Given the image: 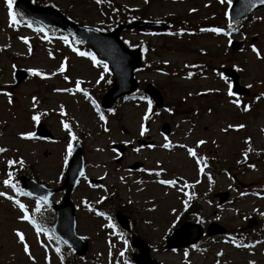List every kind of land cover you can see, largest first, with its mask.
Returning a JSON list of instances; mask_svg holds the SVG:
<instances>
[{
  "label": "rangeland",
  "instance_id": "1",
  "mask_svg": "<svg viewBox=\"0 0 264 264\" xmlns=\"http://www.w3.org/2000/svg\"><path fill=\"white\" fill-rule=\"evenodd\" d=\"M33 1L65 9L75 22L104 31L112 30L116 20H124L123 12L130 13V7L136 9L132 17L178 22L185 18L206 31L186 35L179 31L166 35L122 31L127 46L147 49L143 55L146 66L135 71L139 89L134 95H140L151 82L161 91L165 107L156 109L152 102L149 108V100L133 95L120 98L111 111H101L92 101L97 102V95L103 96L111 85L109 66L105 71L106 63L78 40H69L71 47L61 31L50 34L44 28L38 31L41 27L30 22H11L7 2L0 0V148L6 149L0 153V192L14 197L0 196V264H62L57 244L46 232H37L29 221L19 219L23 213L15 200L34 212L36 199L5 186L3 181L9 172H22L50 187L60 186L67 166L65 157H69L70 137L64 123L82 141L87 176L104 179L98 186L83 178L72 194L76 231L90 242L87 256L76 257L77 264H135L132 256L138 251L131 244L132 234L150 244L151 256L162 264H264V8L236 32H229L224 29L229 0H113L117 7L112 13H102L97 0ZM217 25L225 26L224 31L212 32ZM231 38L243 39L245 49L231 51ZM253 45L259 58L252 51ZM79 52L91 53L101 63L94 64L91 56ZM62 63L64 73L58 71ZM20 67L44 75L31 72L27 80L13 87L14 71ZM225 68L239 72L240 82L250 90L247 96L233 93L232 82L223 74ZM33 115L39 119L33 121ZM41 122L55 139L36 135ZM164 122L172 127L168 135L161 132ZM141 125L146 129L143 134ZM27 132L35 137L21 135ZM147 138L153 145L138 142ZM201 140L205 143L198 144ZM114 142L132 144L120 162ZM166 142L168 148L163 147ZM188 148L196 155L190 156ZM9 159L14 161L12 165L7 164ZM136 162L142 165L131 168ZM162 180L173 183L162 184ZM220 191L229 192L224 203L216 196ZM108 196V216L97 215L87 206L91 202L100 207ZM61 197L58 193L53 198L58 202ZM190 203L197 213H187L185 218L202 224L203 237L195 247L167 249L171 230ZM119 210L131 220V230L122 232L115 223ZM47 220L53 223L54 217ZM211 222L224 227L226 234L208 233ZM241 229L244 238L239 246L229 234ZM16 231L25 237L28 253Z\"/></svg>",
  "mask_w": 264,
  "mask_h": 264
},
{
  "label": "water",
  "instance_id": "2",
  "mask_svg": "<svg viewBox=\"0 0 264 264\" xmlns=\"http://www.w3.org/2000/svg\"><path fill=\"white\" fill-rule=\"evenodd\" d=\"M17 6L24 13L38 19L47 26L63 28L83 38L94 48L95 51L111 64L113 72L115 73V81L112 88L102 100L104 107H110L119 96L131 93L137 88V81L134 78V70L142 65L141 51L140 48L129 49L124 45L119 37L121 30L125 28L143 30H160L167 28L166 25L159 23L133 22L122 24L112 32L102 33L93 28L83 27L73 23L51 7L35 6L31 3V0H18ZM263 6L264 4H254V0H234L230 12L231 18L237 21L251 15L254 11ZM231 43L234 49H238L242 45V41L234 40ZM225 73L227 76L234 79L236 92L244 95L248 94V89L239 84V75L235 70L227 69L225 70ZM26 77V71L23 69H17L15 72V78L17 81L15 86L21 83ZM146 91L152 95L159 107L163 106L164 98L156 87L148 84ZM162 131L165 133L170 132V126L168 123L163 125ZM37 133L43 137H52V133L48 130L45 124L39 125ZM114 146L121 153L125 151V146L122 144H114ZM138 165L139 164H136L134 167H137ZM84 167V154L81 143L79 142L75 145L73 150L72 158L66 172V180L59 188L51 189L34 179L23 178L25 188L31 193L38 197H47V203H49L57 212V221L53 227L54 230L68 244L73 246L81 256L86 254L88 250V242L84 238L78 236L75 232L76 215L70 195L81 177V172H84ZM90 182H100V180L91 179ZM57 191H65V196L61 204H56L51 200V195ZM219 196L221 197V202H223L228 197V193H220ZM117 216L120 223L127 226V220L122 213H118ZM209 230L211 233L225 231L223 228L217 227L214 224L211 225ZM201 236V226L199 224L187 222L174 231L167 242V246H186L195 243ZM133 243L140 250V254L134 256L136 262L139 264H159L151 259L149 246L144 243L142 239L134 237Z\"/></svg>",
  "mask_w": 264,
  "mask_h": 264
},
{
  "label": "snow or ice",
  "instance_id": "3",
  "mask_svg": "<svg viewBox=\"0 0 264 264\" xmlns=\"http://www.w3.org/2000/svg\"><path fill=\"white\" fill-rule=\"evenodd\" d=\"M6 2H7V13H8V17H9L10 21L13 22V23H19L20 21H19V19H18V15H17V14L14 12V10H13V0H6ZM99 2H100V0H97V3H99ZM146 2H147V0H146ZM221 2H223V0H221ZM230 2H231V0H229V3H230ZM255 3L264 4V0H254V4H255ZM253 6H254V5H253ZM28 27H32V25H31V24H28ZM37 30H38V31H43L42 28H39V29H37ZM202 31H203V29H202ZM211 31H212V32H215V33H220V32H223L224 29H222V28H212ZM46 38H47V37H45V39H46ZM23 39H24L25 43H27V38L25 37V38H23ZM65 40H66V38H65ZM66 42H67V40H66ZM73 50H74V51H78L77 49H73ZM252 51H253V53H255V54L257 55L258 58L260 57V53L258 52L257 48H256L254 45L252 46ZM49 55H51V53H49ZM79 55H81V56H91V57H92V62H93L94 64H99V63H101V61H97L95 55H93V54H91V53H88V52H79ZM165 63H167V61H165ZM104 70H105V71L108 70V66H107V64L104 65ZM29 71H30V72H33L35 75H38V76L41 75V73L38 72V71L35 70V69H29ZM58 71H59L60 73H64V72H65V66H64L63 63L60 65ZM54 74H55V73H53L52 75H54ZM64 79L67 80L68 77L65 75V76H64ZM76 83H77V87H79V83H80V82L77 81ZM97 83H99V80L97 81ZM56 91H60V89H57ZM64 91H68V89H64ZM84 94H85V96L88 95V93H87L86 90L84 91ZM230 94H231V93H230ZM261 95H264V93H262ZM35 99H36V98L33 97V100H35ZM257 99H259V97H257ZM9 102H11V101H9ZM92 103L95 104V103H96L95 100H93ZM234 103H236L237 105H239V101H234ZM151 104H152V101L149 100V101H148L149 108H151ZM35 106H36V105L33 104V108H35ZM245 110H247V106H245ZM110 111H111V110H110ZM169 111H170V110H169ZM61 112L63 113V108H62V107H61ZM146 115H147V114H146ZM145 118H146V117H145ZM31 119H32L33 121H36V120L39 119V117L36 116V115H33V116L31 117ZM100 119H101V120H104V116H103V114H101ZM63 127H64L65 129H67L68 136L70 137V140H69V142H68V144H67V150H68V154H71V151H72V148H73V143H72V141H75V140L77 139V137H76V136L74 135V133L72 132V129H71V127H70V125H69L68 123H64V124H63ZM229 127H233V126H232V125H229ZM235 127H237V128H243L244 125H236ZM105 130L107 131V129H105ZM145 130H146V129H144L143 125H141V134H143ZM21 135H22L23 137H25V138H34V137H35V134L32 133V132L21 133ZM203 143H205V141H203V140L198 141V144H203ZM169 146H170V145H169L167 142L163 145L164 148H168ZM4 151H6V149H4V148H0V153H2V152H4ZM187 151H188V154H189L190 156H195V155H196V153H195V152L193 151V149H191V148H188ZM244 155L247 156V152H245ZM66 162H67V157H65V163H66ZM13 163H14V161L11 160V159H9V160L7 161V164H8V165H12ZM23 163H24V161L21 159V160L19 161V164H20L21 166H23ZM249 166H250V167H254L253 165H249ZM81 175L83 176V172H81ZM209 179H211V177H209ZM11 180H12V173L9 172V173H8V179H5V180L3 181V184H4L5 186L10 187V188L13 189V190H18V189H16V185H15V183H12ZM161 183H162V184H170V183H173V182H172V181H169V180H162ZM23 194L26 195V196H27V195H32V193H23ZM242 195H243V194H242ZM0 196H6L9 200H14V197L9 196L6 192H0ZM41 202L46 203V202H47V197H45V196H41V197H39V199L36 200L35 208H34L32 211L39 213V212L41 211ZM15 203L19 206V209H20L21 212L23 213V214L19 217V219H21V220H25V221H29V222H30V223L36 228V231H37V232H41L43 229H42V228L40 227V225L37 223L36 218H35V217H31V216L29 215V212H28V210L26 209L25 204L21 203L19 200H15ZM99 215H104V213H99ZM261 215H264V213H262ZM109 226H111V225H109ZM16 235L19 237V239H20V241H21V243H22V245H23V250H24V252H25V253H28V252H29V246H28L27 243L24 242L25 237H24L19 231H16ZM65 243H66V241H65ZM124 243L127 244V241L125 240ZM194 247H195V246H194ZM245 247H247V245H245ZM56 252H57V253L60 252V248H59V247L56 248ZM186 254H187V253H186ZM120 255H123V252H121ZM218 255H219V253H218ZM30 258H32V257L30 256ZM125 264H127V261H125ZM249 264H254V262H253V261H249Z\"/></svg>",
  "mask_w": 264,
  "mask_h": 264
},
{
  "label": "trees",
  "instance_id": "4",
  "mask_svg": "<svg viewBox=\"0 0 264 264\" xmlns=\"http://www.w3.org/2000/svg\"><path fill=\"white\" fill-rule=\"evenodd\" d=\"M131 16H132L131 13L125 12V18H131Z\"/></svg>",
  "mask_w": 264,
  "mask_h": 264
}]
</instances>
